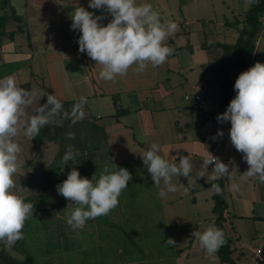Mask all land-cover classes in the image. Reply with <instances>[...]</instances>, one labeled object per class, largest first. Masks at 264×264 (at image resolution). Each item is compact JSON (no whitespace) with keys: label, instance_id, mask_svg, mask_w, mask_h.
<instances>
[{"label":"crops","instance_id":"crops-1","mask_svg":"<svg viewBox=\"0 0 264 264\" xmlns=\"http://www.w3.org/2000/svg\"><path fill=\"white\" fill-rule=\"evenodd\" d=\"M147 2L164 19L177 23L176 32L166 41L174 51L159 66L149 65L140 72L133 66L125 75L104 81L97 78L100 65H95L86 53L78 51L79 32L70 29V15L75 4L88 8L87 0H58V3L56 0H0V16L10 15L13 11L19 18L9 16L1 35L0 65L8 66V71L0 77L12 75L22 88L55 93L62 108L47 124L56 123L65 132L74 133L72 139L88 140L87 147L106 148L108 155L119 160L115 165L130 164L137 168L139 178L135 180L144 183L134 194L136 198L140 196L137 204L129 208L123 206V216L129 214L128 209H133L137 213L135 217L126 221L122 216L119 221L124 225L126 222V228L117 231L116 224L114 234L106 235L115 236L114 240L105 236L102 242V234L99 242L93 234L84 238L85 244L91 240L89 248L96 245L99 250L101 245L100 248L98 245L102 243V247L112 249L114 253L110 257L102 256L98 262H77V249L72 257L66 252L69 262H57L53 251L48 252L49 246L44 244V228L39 223L30 227L29 219H35L30 216L22 229L23 239L11 246L0 243V264H10L9 260L22 264L27 255L37 260L46 258L41 262L38 260L41 264H230L220 259V247L209 254L192 236L194 231L217 227L216 192L210 184L219 179L225 181L227 207L222 224L231 240L232 260L236 264H264V182L258 177L243 175L249 165L242 159L243 153L230 142V122L223 130L224 146L217 150L209 141V129L193 98L186 100V96L201 93L212 110L225 111L221 105V79L215 78L212 69L224 53L212 44L236 43L244 28L242 20L254 0ZM88 10L100 14V10ZM110 19L108 16L102 23L106 24ZM235 20L240 23L233 24ZM238 74H231L234 80ZM81 96L86 97L87 103L79 109L76 104ZM46 99V96L34 99L32 106L38 105L37 102L43 104ZM66 112L71 115V124L60 126ZM33 114L35 110L30 113V109H26L22 121L26 123ZM38 135L31 138L21 131L14 138L21 153L29 156L34 153L29 149H34V160L43 156L46 143L40 142ZM153 142L160 145V154L166 158L176 156L178 161L179 155L191 157L193 171L188 179L173 177L172 181L177 183L179 179L187 190L178 184L176 192L163 197L159 195L163 184H154L141 158ZM208 152L229 164L231 172L213 180L209 175L213 165H209V171L205 173L208 178L200 177L205 168L204 160L209 158ZM34 160L23 162L33 163ZM23 162L18 159L13 190L24 198L34 197L39 174L32 177L24 173ZM28 181L33 182L32 185H27ZM233 183L238 189L231 187ZM29 186L31 193L26 190ZM132 196H129L130 200ZM38 197H34L36 204ZM118 216H121L120 212ZM104 230V227L99 228L103 234ZM168 239L175 243L169 245ZM35 240L40 244L38 248L30 245ZM99 251L103 255L101 249ZM71 258H74L73 262H70Z\"/></svg>","mask_w":264,"mask_h":264},{"label":"clouds","instance_id":"clouds-1","mask_svg":"<svg viewBox=\"0 0 264 264\" xmlns=\"http://www.w3.org/2000/svg\"><path fill=\"white\" fill-rule=\"evenodd\" d=\"M58 3V0H56ZM88 8L75 4L70 19V29L78 31V51L86 53L95 65H100L98 79L114 80L125 75L135 66L137 72L149 65L156 67L166 61L174 51L166 43L169 36L176 32L178 25L171 19H164L159 11L147 0H87ZM100 10L97 15L88 9ZM108 16L111 19L102 23ZM235 95L225 111L216 116L218 123L230 122L228 130L230 142L243 153L242 159L249 165L243 173L246 177H258L264 182V63L256 62L253 66L238 74L233 85ZM46 96L45 103H38L35 114L22 121L25 110L31 108L34 99ZM86 97H79L76 107L83 108ZM62 108L61 100L54 94L38 89H25L17 85L14 76L0 77V243L11 246L23 239L25 221L33 216L34 205L18 195L14 175L18 169L20 145L15 137L23 131L27 137H36L40 129L49 122ZM84 115L83 111L80 116ZM224 132L218 129L211 137L216 140ZM73 138L74 133H68ZM160 145L151 143L141 158L155 185L163 184L159 195L166 196L178 190L173 177L188 179L193 171V162L188 155L166 158L161 155ZM209 154L204 160V171L200 177H206L208 166L213 165L209 173L211 179L229 174V164ZM80 152L68 146L62 160L64 165L70 161L77 164ZM175 157V161L173 160ZM115 165V164H114ZM132 174L127 168L114 170L105 167L99 178L95 174L91 179L81 176L76 167H71L67 178L57 187L70 209L66 223L75 231L82 229L86 222L98 216L107 215L119 203L121 193L128 188ZM233 189L238 185L233 183ZM219 194L221 188L212 185ZM201 247L209 254L218 250L225 243L222 229L206 227L202 232L192 233ZM169 245L175 242L168 239Z\"/></svg>","mask_w":264,"mask_h":264},{"label":"rangeland","instance_id":"rangeland-1","mask_svg":"<svg viewBox=\"0 0 264 264\" xmlns=\"http://www.w3.org/2000/svg\"><path fill=\"white\" fill-rule=\"evenodd\" d=\"M256 62L264 63V33L258 38L256 42V45H255V48L252 54V63L250 67L253 66ZM6 71H8V66L0 65V75L5 73ZM36 107L37 105L31 106V108H29L30 113L34 111ZM63 116L64 117L60 121L59 125L61 126L64 124L65 125L71 124L70 123V121H72L70 119L71 115H69L68 112H66V114L63 113ZM57 128L58 127L56 123H50V124L45 125V129H46V138H45L46 141L45 142L46 143L43 148L44 149L43 156H39L36 158V160H34L33 156H36L35 154L36 152L34 151V149H29V152L31 150V152H34V153L28 156L27 153L23 154L20 152L18 157L21 158L22 162L25 161L26 159L34 160L33 163H30L31 161H29L24 164L23 162L24 165L22 166V169L24 173H26L29 176L32 175V177H33V174L34 175H36L37 173L39 174L38 176L39 186L35 187V194L33 196L38 197L41 194L45 195V199H42L43 201L38 199L37 208L33 209V213L34 214L38 213V214L33 215V218L35 219H29V223L34 222L35 224L34 227L38 225L39 223L41 224L40 226L44 228L43 233L45 232V235H46V237L45 235H43V238L44 239L46 238L44 240V244L46 247L49 246L47 248L48 252L52 253L53 251V253L55 254V259L58 260L57 262H69L67 258L74 256L75 251L76 252L79 251V254L76 255L77 258H79V256L80 258H82L83 253L86 256L88 252L89 253L91 252L92 248H89L91 240L87 241L85 244L84 238H89L93 234L92 236L93 237L95 236V238H98V242H99V237L101 234L103 236H106L109 233L115 232L116 224H117V231L123 227L126 228V222L124 225L123 224L124 222H120L119 220L123 216L122 210H123L124 205L122 202L123 201L128 202L130 200L129 198L130 195L127 193V190L125 189L119 197L118 205L115 208H113L107 215L98 216L95 219L88 220L91 222L87 221L85 226L82 229H78L74 231L66 223V217L69 214L70 209H65L67 206L65 204H59V205L57 204V200L58 198H60V196L57 192L56 186L67 178V174L72 167L71 162L66 165H64V163L62 162L61 163L62 165L60 166V160H62V157L66 149L68 148V146H73L75 149L79 150L81 154L80 156H84V152H85L87 154L85 163H88V164L90 163L88 168H91V170H93V167H94L93 164H91V162L94 160H96L97 162H100L102 166H109L110 164L115 166L114 164H118L119 160L113 159L112 155L111 156L108 155L107 151H105L106 148H103L102 146H100V148L98 147L97 151L90 152L89 148L86 146V142L88 143V140L82 139L78 141V139H72V138L70 139L68 137H65V135L68 134V131L65 132L64 130H59V129L57 130ZM79 142L80 144H78ZM81 142H82V145H81ZM84 144H85V147H84ZM79 159L80 158H78L77 164L75 167L79 170L81 174H84L86 176V174L88 175L89 172L85 173L84 171H81V169L78 166ZM27 163H30V164H27ZM63 166L65 167V169H63ZM45 174H48L49 176H51V180H52L51 182L53 183V186L50 187L46 192L43 191V188L47 184L46 183L47 176H45ZM32 183L31 181H28L26 184L32 185ZM27 189H29L28 193H31L32 191L31 187L29 186L26 188V190ZM142 193L143 192H141L140 195H142ZM139 197L140 196L138 195V198ZM138 198L134 197V200L131 203L129 202L130 205L135 206L138 202ZM128 211H129V214L127 216H123V217H126V221H129L130 219L134 218L135 215L137 214L135 211H133V209L128 210ZM119 212L121 216H118ZM102 227H104L105 229L104 231H106L104 232V234L99 231V228L101 230ZM94 228L97 230V232L94 230ZM104 240L105 238L101 241L103 242ZM38 244L39 243L37 242V240H35L33 241V243L31 242L30 245L36 246L38 248V246L40 245ZM77 244L79 245L78 248H77ZM100 245L102 246V243ZM29 249L31 250V247ZM66 252H69L68 257L66 255ZM99 255H100L99 258L97 259L94 258V259L99 261L101 257L103 256L101 255V253ZM40 259L41 258H39L38 260ZM43 259L44 258H42L40 262L43 261ZM73 261H74V258H71L70 262H73Z\"/></svg>","mask_w":264,"mask_h":264},{"label":"trees","instance_id":"trees-1","mask_svg":"<svg viewBox=\"0 0 264 264\" xmlns=\"http://www.w3.org/2000/svg\"><path fill=\"white\" fill-rule=\"evenodd\" d=\"M6 1H8V0H4V2H6ZM9 16L17 17V15L13 11L11 12L10 15L0 16V39H1V35H3V33H4L6 21H7ZM263 16H264V0H254L251 9L245 14V16L242 20V22L244 24V28H243L242 33L238 37L236 43L233 45L226 44V43H219V42H215L214 44H212V46H214L215 48H221L223 50V53H224V57L216 60V62L212 66L215 78L218 81L221 79L220 83H221V89H222L221 91H222V95H223L221 105L224 108L227 107L230 100L232 99V89H233V84L235 82L232 75L234 73L238 74L239 72H242V71L248 69L251 65L252 54H253L256 42H257L258 38L264 33ZM18 20H19V18H18ZM232 23L236 24V23H240V22L238 20H235ZM20 29H22V28H20ZM0 45H2L1 41H0ZM48 128H49V126H48ZM58 129L63 130L62 127H58L57 130ZM65 137L69 138L68 134H66ZM45 138H46V129H45V125H44L40 129V132L38 135V140L40 142L46 141ZM79 140H82V139H78V141ZM78 144H80V142ZM81 145H82V142H81ZM84 147H85V144H84ZM88 148H89L90 152H94V151L98 150V147L94 146V145L92 147H88ZM86 157H87V154L84 152V156L79 157L80 159H79L78 166L81 169V171H84L85 173H88V172L89 173H88V175L86 174V176L84 174L80 173L81 176H84V177L88 176L87 178L91 179L93 177V175L95 174L96 178H99V176L101 175V173L103 172V170L106 166H102L100 162H97L96 160H94L91 162V164H93V166H94L93 170H91V168H88L90 163L89 164L85 163ZM62 162H63V160H60V166L62 165L61 164ZM75 166H76V164L75 165L72 164V167H75ZM116 166L127 168L129 170V172L132 174V180L129 181L128 188L126 190H127V193L129 195H133V196H132L131 200H129L128 202L127 201L122 202L123 205H125V207L129 208V206H132V205H130V203L134 200V194H136L139 191L138 187H140L141 185H144V183L142 181L140 182L139 179L135 180V179L139 178L137 168H135V167L133 168V166L130 164H119ZM107 167H109L110 169H113V170L115 168V166H113L112 164H110ZM63 169H65L64 166H63ZM45 176H47V179H46L47 184L44 188L42 186V188H43V191L46 192L50 187L53 186V183L51 182L52 181L51 176H49L48 174H45ZM213 184H217L221 188V192L219 194L216 193V195H215L214 211L218 215L217 219H216V225L219 229H222L224 236H225V243L222 246H220L218 254H219L220 259L223 262H228L230 264H236L230 256V242H231V240L226 235L225 228L222 224V221L224 220V211L227 207L226 194H225V181L222 179H219L215 182H212L210 184V186H212ZM59 196H60V198H58L57 204L58 205L59 204L67 205L68 201L62 195L59 194ZM38 198H39V200L43 201L42 199H45V195L41 194ZM25 200L33 203V205H34L33 209H36L37 204H36V200L34 197L30 196V197L25 198ZM32 221H34V220H32ZM88 222H91V221H88ZM34 225H35L34 222L29 223L30 227H33ZM109 237H112L113 240L115 239V236L109 235ZM102 238H105V236H102ZM106 238H107V236H106ZM99 246H100V244L98 245V247ZM78 247H79V245L77 244V248ZM95 247L96 246L94 245V247L91 249L90 254L88 252V254L85 256L83 253L82 258H80V256H79V258L76 257L77 262H98L95 259L99 258V256H100L99 254L101 252H99L97 250V248H95ZM108 248L109 247H105V246L102 247L101 246V251H102V254L104 257H107V256L110 257L112 255V253H114V251L112 249H108ZM71 249H73V248H71ZM262 252H264V251H262ZM8 262H10V264H16L15 261L9 260ZM22 262H23L22 264H41L32 255H27L26 259Z\"/></svg>","mask_w":264,"mask_h":264},{"label":"built area","instance_id":"built-area-1","mask_svg":"<svg viewBox=\"0 0 264 264\" xmlns=\"http://www.w3.org/2000/svg\"><path fill=\"white\" fill-rule=\"evenodd\" d=\"M263 22H264V16H263ZM1 53H2V50L0 49V55ZM234 95H235V91L233 88L232 98L234 97ZM192 98L194 102L196 103L197 109L202 113L205 123L209 129V132H210L209 141L211 145L217 150L223 148L224 143L226 141V137L224 135L222 137H218L216 140H212L211 137L217 133L218 129L224 130L225 126L229 123V122L218 123L216 120V116L220 113H223L224 110L222 109L217 110V111L212 110L209 107V103L206 101L205 96L201 93H195L193 94V96H186V100H190ZM258 253L261 254V250H259Z\"/></svg>","mask_w":264,"mask_h":264}]
</instances>
